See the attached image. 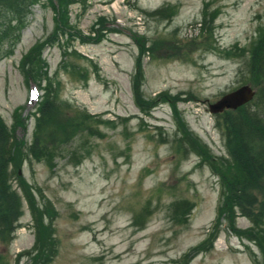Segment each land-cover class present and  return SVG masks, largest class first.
Wrapping results in <instances>:
<instances>
[{"label":"rangeland","instance_id":"374dc122","mask_svg":"<svg viewBox=\"0 0 264 264\" xmlns=\"http://www.w3.org/2000/svg\"><path fill=\"white\" fill-rule=\"evenodd\" d=\"M60 4H35L6 56L3 44L0 115L11 131L25 123L16 135L28 145L48 98L57 100L55 127L85 113L96 119L67 136L43 131L50 159L21 164L13 156L7 175L22 167L35 205L43 203L45 215L51 209L50 219L39 211L50 235L37 240L23 201L20 217L3 202L12 223L0 224L8 233L0 264H264V169L254 158L264 141L250 142L251 126L237 152L229 145L230 117L239 109L251 117L250 105L210 111L225 94L264 83L250 54L264 29V0H70L57 15ZM64 10L69 24L59 34L55 18ZM259 101L252 109L264 125V96ZM231 129L233 143L241 140L240 127ZM7 155L0 145V164ZM230 177H247L235 197L242 206Z\"/></svg>","mask_w":264,"mask_h":264},{"label":"trees","instance_id":"16d2710c","mask_svg":"<svg viewBox=\"0 0 264 264\" xmlns=\"http://www.w3.org/2000/svg\"><path fill=\"white\" fill-rule=\"evenodd\" d=\"M39 0H0V48L2 46L3 43H8L10 47L14 45V42H17L20 39L21 36V30L25 27L26 22H27V17L29 15V13L31 12V7L34 3L38 2ZM61 1L60 4V8L58 10V8H56L57 14H60L61 12V8H67L68 4L70 2V0H59ZM65 14H62V16L59 18H56V24H55V30L56 33L62 34V33H66V30H64L65 26H67L68 23V15H67V10H64ZM207 18H203L202 22H203V26L207 23ZM210 26V31H211V26L212 24L209 25ZM55 34V33H53ZM212 34V31H211ZM49 38V35H48ZM253 48H252V52L250 53L252 55V59L253 62L255 64L258 65V69H257V74L258 75H262L264 77V29L260 30L258 35L255 37V39L253 40ZM141 54L144 52L145 47L144 44L141 47ZM244 49V48H241ZM245 50V49H244ZM228 54H231V52L228 50L227 51ZM34 57L37 58V60H40L41 57V53L39 52L38 54L35 53ZM141 62V57H138V62H137V67L138 65H140ZM261 79V78H259ZM264 80V78H263ZM140 85L136 84V100L137 103L142 106L143 110L144 107L142 105L141 102V96H140V92H139V88ZM259 93H258V97L252 102V104H250L251 108H250V114L251 117H242V112L239 109L237 112H235V118L230 117V120L232 122V125L228 127V130L230 131L229 135H228V142L229 145L231 146L232 149L236 150L237 143L241 142L244 143L245 140V133H244V129L245 128H250L252 126V128L255 130V132L252 133V137L250 139V142L254 141V140H259V141H264V125H260L258 123V118L259 115L257 113H254L253 111H256L257 108L260 107V98L262 96H264V83L261 87H259ZM55 102H57V100L55 99L53 101V99L48 98L47 99V103H49L48 105H46L47 103H43V106L40 107V111L37 115V128H36V132H35V141L31 144L28 145L26 142L22 141L19 139L18 136H16L15 133H12L7 125L5 124V122L1 119L0 117V145L2 147L3 150L8 151V155L6 157V159L3 161L2 164H0V206L3 205L4 203H7L8 205H10L11 203L13 204V206L15 207L16 210H18V206L22 207V201H23V197L22 195L19 196V199L16 200L17 198V191L15 189H13V185L12 182L10 181L12 178L7 175V170L9 168V166L12 165L13 162V156H15L17 154V157L20 158V163L22 164L24 162L25 159H29L30 157H34L36 158L38 157H43L46 155L47 159H50L49 157L51 156V151L49 149L48 146V142H49V137H46V140L41 141L39 135L41 133L47 132L49 129V126L51 127V131L50 134L51 136H56V137H60L62 135H70L71 133L76 132V130L80 127H83L85 125V122H88L90 119H96L95 115H91L89 113H85L82 117H81V121H77L76 117L72 118V122L71 124L68 126L67 122H63V124L60 127H55L50 120L54 117V109H52V104H55ZM46 105V107H45ZM256 106V109L253 110L252 107ZM245 107V106H244ZM242 108V107H241ZM59 109V108H58ZM243 109V108H242ZM75 113L79 114L80 113V109L76 108L75 109ZM258 115V116H257ZM262 119V118H260ZM21 124V122H20ZM239 126L240 127V138H238V140L233 143V136L232 133L234 131H232L231 128L235 127V126ZM235 130V128L233 129ZM14 134V135H13ZM244 135V136H243ZM18 137V138H17ZM48 138V139H47ZM13 141V143L9 144L10 141ZM66 140V139H65ZM65 140H61L65 141ZM43 142L44 145L42 144ZM232 142V143H231ZM236 146V147H235ZM247 149L249 152H251L252 150V146L250 143L247 144ZM244 152H246L244 150ZM255 161L257 166H261V168L264 169V149L259 150V152L257 153V155L254 156ZM259 160H261L262 162H260ZM247 161L252 162L253 159L252 158H248ZM259 163V164H258ZM22 167H16L15 169H13L12 174L14 179H17L21 185L22 188L26 187V183L24 178L22 177L21 174L18 173V171L21 169ZM10 178V179H9ZM247 177H245L244 179H233L232 177H230V183L233 185L234 188H236V193L234 196V201L236 202V205L242 206L241 203H239L236 198L240 199L243 195V192L241 190H245V188H243L242 184L246 182ZM247 183V182H246ZM241 189V190H239ZM26 192L25 193V197L27 198V189H24ZM236 197V198H235ZM20 200V203H19ZM28 202L30 204V207L32 209L33 212V216L35 218L36 221V228L38 229V241L40 242L42 239H45V241L49 239V235H50V228L49 226L50 223H45V221L43 222V216L39 217V211H41L42 214H44V216H49V219L51 217L50 215V211L51 209L48 210L47 215H45L46 213L44 212V204L40 203L36 206L34 200H32V196L30 194V198L28 197ZM47 206V205H46ZM260 210L262 212H264V203L261 202L260 203ZM17 216L20 217L22 214L21 209H19L16 212ZM248 216L251 217L252 220H254L255 222H259L262 219V214L258 213V212H249L247 213ZM12 221L10 219V212H4L2 210H0V224L1 225H11ZM47 234V236H46ZM8 233L4 230L1 231L0 229V237H6L7 238ZM46 236V238H45ZM52 240V239H51ZM46 251L48 252V248H46ZM34 260V258H33ZM42 260H37L36 264L40 263Z\"/></svg>","mask_w":264,"mask_h":264},{"label":"water","instance_id":"95a60500","mask_svg":"<svg viewBox=\"0 0 264 264\" xmlns=\"http://www.w3.org/2000/svg\"><path fill=\"white\" fill-rule=\"evenodd\" d=\"M254 96V91L249 86H243L238 90L228 93L219 101L211 104L210 109L213 113L222 112L226 108H237L248 102Z\"/></svg>","mask_w":264,"mask_h":264}]
</instances>
